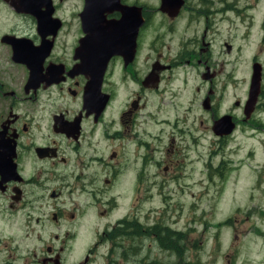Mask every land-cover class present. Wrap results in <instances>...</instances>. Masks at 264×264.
<instances>
[{
	"label": "flooded vegetation",
	"instance_id": "obj_1",
	"mask_svg": "<svg viewBox=\"0 0 264 264\" xmlns=\"http://www.w3.org/2000/svg\"><path fill=\"white\" fill-rule=\"evenodd\" d=\"M173 1L119 0L90 17L86 0H0V264H115L99 241L110 251L113 233L162 222L157 210L144 224L135 196L111 222L118 188L190 180L192 142L201 218L220 214L200 232L203 264H264V34L240 68L237 48L211 42L234 2ZM89 20L103 57L84 40Z\"/></svg>",
	"mask_w": 264,
	"mask_h": 264
},
{
	"label": "rangeland",
	"instance_id": "obj_2",
	"mask_svg": "<svg viewBox=\"0 0 264 264\" xmlns=\"http://www.w3.org/2000/svg\"><path fill=\"white\" fill-rule=\"evenodd\" d=\"M156 0H145V2L154 3ZM225 2H234V13L227 14L231 18L230 23L222 24L218 28V36H215L213 43V52H219V42L229 41L233 45L234 50L232 56H238V64L240 68L248 66L250 55L256 50L259 44L260 36L264 34V0H224ZM194 29V26H192ZM150 38L144 42L143 58L148 56L150 52ZM228 59H225L227 61ZM194 85H196L194 83ZM193 85V86H194ZM155 103L150 101L149 108L153 109ZM161 115L164 118H171L175 115L174 111H163ZM183 135V134H181ZM196 135V134H194ZM167 137V134H164ZM198 138V137H197ZM200 146L196 150V145L192 142L190 148L191 159V179L185 182L174 183L170 185H153V188L144 186L142 192H135V187L131 186L129 180H125L121 187L118 188V192L121 191L122 204L118 213L111 217V222L121 217V215L127 212L134 202L133 206L137 211V214L143 217L144 224H149L154 221L156 216L155 211H159L160 220L169 228L177 231H187L188 233V245L186 250L183 251L186 261L183 264H203V254L198 248L201 246V234L204 227H213L216 222L219 221V211L215 216L201 218V191L202 184L200 181V160H199ZM152 156V153L146 152V155ZM155 173L154 170H149V174ZM162 176V173L159 172ZM175 175H178L176 173ZM149 189L151 191L149 192ZM134 190V192H133ZM241 190V189H240ZM117 192V193H118ZM116 193V194H117ZM126 193L127 200L124 203V194ZM240 193H242L240 191ZM242 205L244 201H241ZM203 216V215H202ZM206 222V223H204ZM210 231V229H209ZM92 236V235H91ZM97 237L93 236L91 242ZM113 243V242H112ZM197 248H194V246ZM247 245L255 251L253 253H262L257 247L254 241H249ZM116 249H115V247ZM111 250H108V245L99 241L98 253L109 254L111 263L115 264H173L175 261L174 255L163 251L158 243L157 239H146L132 241L129 238L119 240L110 245ZM124 248L126 251L123 254ZM88 248L83 250L80 256H83ZM138 249L140 254L135 250ZM123 254V255H122ZM79 256V257H80ZM260 257V256H259ZM137 261V262H136ZM98 264H103V261L99 258ZM178 264V260L176 261Z\"/></svg>",
	"mask_w": 264,
	"mask_h": 264
},
{
	"label": "trees",
	"instance_id": "obj_3",
	"mask_svg": "<svg viewBox=\"0 0 264 264\" xmlns=\"http://www.w3.org/2000/svg\"><path fill=\"white\" fill-rule=\"evenodd\" d=\"M144 231L139 230V227L134 225H129L128 230L126 233L115 232L113 233V239L123 240L125 238H129L132 241H137V237L139 238H146V239H157L160 247L163 251L167 253H171L174 255L175 261L173 264H176L178 260V264H183L186 261L184 258L183 251L187 248V238L188 233L187 231H177L171 229L167 226H164L161 222L158 227H144ZM194 248H197L196 244ZM126 251L124 248L123 254ZM136 252L139 251L138 249L135 250ZM199 251V248H198ZM122 254V255H123ZM165 264V263H162Z\"/></svg>",
	"mask_w": 264,
	"mask_h": 264
},
{
	"label": "water",
	"instance_id": "obj_4",
	"mask_svg": "<svg viewBox=\"0 0 264 264\" xmlns=\"http://www.w3.org/2000/svg\"><path fill=\"white\" fill-rule=\"evenodd\" d=\"M93 1H95L97 4H99V5H97L96 3H91V2H93ZM162 1V4H166V3H168V4H172L174 1L173 0H161ZM91 4L92 5V10L94 11V12H96V13H93L90 17H94V16H101V15H103V13H104V11H105V8H107V7H111L112 5H114V4H118L119 3V0H86V8H87V5L88 4ZM167 5V4H166ZM86 8H85V11H86ZM91 8V7H90ZM119 8H120V6H119ZM166 11H168V9L166 10ZM97 14V15H96ZM102 20V19H101ZM57 21V20H56ZM100 21V20H99ZM43 19L41 18V17H38V31L41 33V29H43ZM87 23V22H86ZM89 23H91L89 26H88V32H87V36L85 37V42L86 41H88L89 42V40L90 41H92V42H94L93 44H95V45H91V52H93L95 55H98V56H101V57H103L104 56V52H106V50L108 49L107 48V40H106V37H105V35L104 34H102V36L99 38V35H98V37H97V35H95L94 34V31H95V29L96 28H98V26H99V22L96 20V22L94 23L93 21L91 22V20H89ZM103 29V28H102ZM98 30V29H97ZM92 35V36H91ZM24 41H26V40H24ZM112 41V42H111ZM16 42L18 43V44H21V42H23V39L22 40H16ZM15 42V43H16ZM108 44H110L111 46H113L114 45V39L113 38H111L110 40H108ZM16 45V44H15ZM88 47V46H87ZM17 48H18V50H20L21 51V55L20 54H18V53H16L15 52V55H16V58L17 59H23L24 58V56L23 55H25L24 54V52H25V50L27 49V48H25L24 47V45H23V47L21 46V45H19V47L17 46ZM16 48V49H17ZM89 54V53H88ZM107 54H109V53H107ZM108 57V56H107ZM103 63V62H102Z\"/></svg>",
	"mask_w": 264,
	"mask_h": 264
},
{
	"label": "bare ground",
	"instance_id": "obj_5",
	"mask_svg": "<svg viewBox=\"0 0 264 264\" xmlns=\"http://www.w3.org/2000/svg\"><path fill=\"white\" fill-rule=\"evenodd\" d=\"M121 11H123V9L121 10ZM123 26H124V24H123ZM121 27V26H120ZM125 30V29H124ZM109 40V39H108Z\"/></svg>",
	"mask_w": 264,
	"mask_h": 264
}]
</instances>
